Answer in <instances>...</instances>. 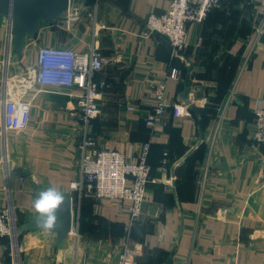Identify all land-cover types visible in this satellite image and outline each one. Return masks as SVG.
<instances>
[{"label": "crops", "instance_id": "0c3cea01", "mask_svg": "<svg viewBox=\"0 0 264 264\" xmlns=\"http://www.w3.org/2000/svg\"><path fill=\"white\" fill-rule=\"evenodd\" d=\"M168 5L71 0L64 24L40 23L13 58L0 16V206L11 203L18 223L35 213L31 179L73 200L72 231L61 247L52 231L19 233V264H118L125 242L137 250L138 264H264V145L253 140V111L264 106V34L254 26L258 0H226L202 22L189 23L187 46L175 54L167 38L145 26L150 13ZM93 44L102 53L99 76L107 83L90 126L95 144L137 159L151 142L152 180L134 221L131 201L83 198L71 188L80 177L83 127L68 115L81 91L34 79L40 46L88 53ZM173 69L177 78L170 76ZM162 83L165 125L152 129L145 118ZM4 89L32 103L22 131L3 129ZM11 252L0 238V256H11L12 263Z\"/></svg>", "mask_w": 264, "mask_h": 264}, {"label": "built area", "instance_id": "2783aa9c", "mask_svg": "<svg viewBox=\"0 0 264 264\" xmlns=\"http://www.w3.org/2000/svg\"><path fill=\"white\" fill-rule=\"evenodd\" d=\"M224 1L226 0H169V5L163 12H153L146 17V30L167 38L172 52L179 53L187 46L188 24L202 22ZM254 26L258 35L264 34V0H258ZM8 31L10 47V29ZM198 41L200 42L201 38ZM103 65L102 53L94 44L88 53L72 48L43 45L38 49L34 79L42 85L75 86L81 91L74 111L68 115L72 122L83 127L81 155L78 159L80 177L71 182V188L81 197L89 195L96 200L131 201L129 213L134 221L141 213L143 203L147 199L148 183L152 180L148 163L151 142L146 141L143 144L137 159L128 157L120 149L99 147L95 144L90 126L92 119L99 112V99L107 87L105 80L99 76ZM170 76L177 78L178 71L173 69ZM165 88V83L159 85L156 91V105L145 118L146 124L152 129L165 125ZM1 102L4 131L26 129L31 121V101L23 97H8L4 89ZM128 110L134 111V105H129ZM253 112V140L258 145H264V106H257ZM167 161L165 157L164 170H167ZM17 225L18 218L12 204L8 202L0 206V237H8L10 240L11 264H16ZM0 264H6L2 256ZM118 264H138L137 250L127 242L123 243L120 249Z\"/></svg>", "mask_w": 264, "mask_h": 264}, {"label": "water", "instance_id": "95a60500", "mask_svg": "<svg viewBox=\"0 0 264 264\" xmlns=\"http://www.w3.org/2000/svg\"><path fill=\"white\" fill-rule=\"evenodd\" d=\"M70 7L71 0H0V16L6 19L10 29V45L15 51L21 52L24 41L28 36L36 35L40 23L63 25L68 20ZM181 95L186 99V88ZM30 181L35 195L38 190L45 188L32 179ZM56 216L57 225L52 232L56 235L55 245L61 247L64 237L71 233L74 222L71 196L65 197V202L56 211ZM40 223L36 212L28 213L25 221L18 223L17 234L42 229Z\"/></svg>", "mask_w": 264, "mask_h": 264}, {"label": "clouds", "instance_id": "9594fccd", "mask_svg": "<svg viewBox=\"0 0 264 264\" xmlns=\"http://www.w3.org/2000/svg\"><path fill=\"white\" fill-rule=\"evenodd\" d=\"M65 202L63 192L53 187L38 190L33 200V208L40 219V227L51 232L57 225L56 211Z\"/></svg>", "mask_w": 264, "mask_h": 264}, {"label": "trees", "instance_id": "16d2710c", "mask_svg": "<svg viewBox=\"0 0 264 264\" xmlns=\"http://www.w3.org/2000/svg\"><path fill=\"white\" fill-rule=\"evenodd\" d=\"M224 2H225V1H224ZM224 2H223V3H224ZM150 145H151V144H150ZM165 154H166V153L163 154V158H162V160H164L165 157L168 158V155H167V154L165 155ZM150 175H152V174H151V170H150ZM149 183H150V182H149ZM149 183H148V185H149ZM82 197H83V198H84V197H85V198H89V195H83ZM90 197H91V196H90ZM0 238H1V239L4 238V239H7V240H8V242H9V247H10V251H11V245H10V240H9V238H8V237H0ZM4 260H5V263H6V264H11V256H10V258H9L8 261H7L5 258H4Z\"/></svg>", "mask_w": 264, "mask_h": 264}, {"label": "rangeland", "instance_id": "374dc122", "mask_svg": "<svg viewBox=\"0 0 264 264\" xmlns=\"http://www.w3.org/2000/svg\"><path fill=\"white\" fill-rule=\"evenodd\" d=\"M14 53H15V51H14V48L12 47L11 50H10V52H9V55L13 58L14 55H15ZM15 253H16V256H17V257L15 258V259H16V260H15V263H16V264H19V262H18V261H19V260H18V252H15Z\"/></svg>", "mask_w": 264, "mask_h": 264}]
</instances>
